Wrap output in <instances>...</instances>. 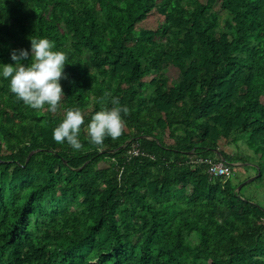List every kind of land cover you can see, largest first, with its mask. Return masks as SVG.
Instances as JSON below:
<instances>
[{"label":"trees","instance_id":"1","mask_svg":"<svg viewBox=\"0 0 264 264\" xmlns=\"http://www.w3.org/2000/svg\"><path fill=\"white\" fill-rule=\"evenodd\" d=\"M32 36L67 54L65 95L35 110L0 79V264H264L243 194L264 187V0H0V62ZM114 97L124 132L92 145ZM67 108L84 149L53 139ZM235 164L260 176L238 190Z\"/></svg>","mask_w":264,"mask_h":264},{"label":"clouds","instance_id":"2","mask_svg":"<svg viewBox=\"0 0 264 264\" xmlns=\"http://www.w3.org/2000/svg\"><path fill=\"white\" fill-rule=\"evenodd\" d=\"M14 63L0 62V79L9 80V87L18 99L35 110L56 112L65 95L61 79L66 78L67 54L56 48L47 37H31V49L13 50ZM113 107L94 113L86 126L92 145H102L106 138H119L125 129L127 108L112 100ZM85 116L80 108H67L62 121L53 129V139L69 144L74 150L85 148L80 139Z\"/></svg>","mask_w":264,"mask_h":264},{"label":"rangeland","instance_id":"3","mask_svg":"<svg viewBox=\"0 0 264 264\" xmlns=\"http://www.w3.org/2000/svg\"><path fill=\"white\" fill-rule=\"evenodd\" d=\"M233 145H231L228 149L230 151H236ZM252 162V161H251ZM252 164V163H250ZM104 164H102L103 166ZM237 176L233 179L235 183L239 181H243L246 177H249L254 173V169L251 166H245L243 164H235ZM249 179V178H248ZM247 179V180H248ZM245 180V181H247ZM244 182V181H243ZM240 185V184H239ZM243 194L246 197L253 198L257 202H260L262 205H264V187H259V183L255 182L253 184H249L245 186L243 189Z\"/></svg>","mask_w":264,"mask_h":264},{"label":"built area","instance_id":"4","mask_svg":"<svg viewBox=\"0 0 264 264\" xmlns=\"http://www.w3.org/2000/svg\"><path fill=\"white\" fill-rule=\"evenodd\" d=\"M129 154L136 156L140 154V150L136 145H133L129 150ZM200 163L208 164V174L213 178H221L223 181H227L234 177L235 173L230 164L225 161L213 162L210 159L199 158Z\"/></svg>","mask_w":264,"mask_h":264},{"label":"water","instance_id":"5","mask_svg":"<svg viewBox=\"0 0 264 264\" xmlns=\"http://www.w3.org/2000/svg\"><path fill=\"white\" fill-rule=\"evenodd\" d=\"M231 165H234L233 163H230ZM260 176V172H258L257 175L253 176V177H250L247 181H244L242 182L239 187H238V190H240L247 182H251L253 181L256 177Z\"/></svg>","mask_w":264,"mask_h":264}]
</instances>
